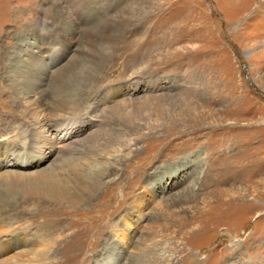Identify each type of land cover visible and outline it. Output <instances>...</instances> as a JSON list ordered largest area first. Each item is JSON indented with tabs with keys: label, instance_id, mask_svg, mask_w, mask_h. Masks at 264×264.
Returning <instances> with one entry per match:
<instances>
[{
	"label": "rangeland",
	"instance_id": "374dc122",
	"mask_svg": "<svg viewBox=\"0 0 264 264\" xmlns=\"http://www.w3.org/2000/svg\"><path fill=\"white\" fill-rule=\"evenodd\" d=\"M66 1L74 13L79 1ZM89 1L96 15L78 29L116 30L98 75L75 63L85 45L55 0H0V140L21 128L28 150L0 171L22 175L0 179V264H264V0ZM20 47L76 66L18 95L7 65ZM54 89L83 94V106L68 146L41 161L55 146L32 153L28 109L61 135L46 109ZM108 157L109 178L78 188L76 171L104 177L90 169ZM38 173L82 200H51L41 183L32 192Z\"/></svg>",
	"mask_w": 264,
	"mask_h": 264
},
{
	"label": "bare ground",
	"instance_id": "6f19581e",
	"mask_svg": "<svg viewBox=\"0 0 264 264\" xmlns=\"http://www.w3.org/2000/svg\"><path fill=\"white\" fill-rule=\"evenodd\" d=\"M73 1L75 0H70L69 2L72 3ZM78 1L79 2L75 6L76 11L72 13L70 6L66 3L67 2L66 0H55L54 9H55L56 17L58 20L62 22L63 26L65 27V32H68V34H71L73 32L72 33L73 35L74 31H78L76 32V34L82 37V42L85 45L84 48H82L84 52L75 56V59L77 58L75 63H78V61L80 65H84L86 63L87 67L90 69V74L98 75L100 73V70L102 69V63L105 60V58L103 57L102 51L106 47L111 48L114 46L115 41H116V34H115L116 30L113 29L114 24H112V22L104 21V22L97 23L98 25L94 29H92L93 24L92 25L89 24L88 27L84 29V31H80L78 29L79 25L86 23L88 21V18H92V15H96V14L91 10V8L94 7L91 4L92 2H90L89 0H78ZM96 3L102 4L103 2L96 1ZM80 4L83 5L84 7L83 13L79 9ZM263 7L264 5L262 4L257 8V10L259 9L258 11L263 12V10H261L263 9ZM118 22H114V23L116 24ZM67 49L70 52H72L70 47H68ZM24 51L25 50H23L20 47L17 58L9 61L7 65L8 82L10 86H12L15 91H17L18 95L23 93V89H24L23 84H27L31 80L39 79L41 77V73L48 75L50 73L57 72L56 74L58 75V78L60 79V77L62 78L65 73H67L73 67L76 66V64L73 61L72 63L64 67V69L59 70V68H61V66L64 64L63 63L64 61L61 62L62 64L60 65L58 64L59 66H55V62L57 60H54L56 58L55 56H53L54 54H50L47 58L41 57L38 60H35L34 58L29 59L27 58V56H25L26 54L29 55L31 53L29 52L28 49L27 51L25 52ZM92 51L94 54H91ZM72 56L73 55H70L67 58V60H69ZM84 80L85 78L81 82L83 83ZM81 82L80 84H82ZM2 88H3L2 82L0 80V89ZM59 93L60 92H58L57 89H54V92L52 91L51 93L52 95L49 97V99H46L47 100L46 109L48 110V113L50 114L51 117L55 116L59 118L60 121L57 124H55L56 127L54 129L56 131V128L58 126L63 127L62 129L63 132L61 135L56 136V133H55L54 135L52 134V135L47 136L45 134V131L48 130V133H49L50 129L47 127V122L42 121L41 112L40 111L38 112L37 110H35L36 106H34L33 109H28V111L31 114V118H32L31 120L34 121L33 122V133L35 134V136H38V140L34 144L31 143L32 153L40 154L39 151H41V148L47 144H53L55 146V147L53 146L48 147L47 151H45L44 153L42 152L43 156L42 158H40L41 161L47 160L51 154L55 153L57 150L59 151V150L65 149L68 146L70 140L73 137V134L75 133L74 131L75 129L72 126H70L71 125L70 122L74 121L77 118L74 116L78 115L81 107L83 106L82 102L76 100V97H78V100H80L83 94L76 95L72 91H69L64 97H62V96H59ZM85 94L87 96L86 99H89V94L86 92ZM36 95H38L39 97H37ZM44 95H46V93L40 94L36 92L34 94L35 103H41V101L39 102L37 99L45 98L46 96L43 97ZM58 128H57V131H58ZM2 131L4 132L3 129H0V133ZM26 135L27 134H25V131L21 130V128L14 129L13 131L9 133H6V132L4 133L3 138L0 140V171L3 167H7L11 164H20L19 162L13 161L14 157L18 158L21 155L24 156L26 153H28V150H25L23 147L26 144L25 143ZM35 146L38 147L37 153L35 152ZM115 159L116 160H113L108 157L106 159L107 160L106 162L103 161V159L102 160L93 159V162L95 163V165H94V168L90 169V171H93L90 174V176H92L93 174H96V168H99V167H100V170H102L100 174L104 175V177L101 176V178L99 176L92 177L94 178L93 181H91V179L88 176L89 173L86 172L85 169L83 168L78 169L74 176V179L76 180V183H77L76 184L77 187L80 189H83V191L84 190L91 191L95 188L93 186L97 185L98 183H102L103 181L108 179L109 178L108 175L110 173L108 172V167L113 166V165L114 166L118 165V159L117 158ZM101 164H104V165L101 167ZM66 171L68 172V170ZM44 175L45 174L43 173H38L33 178L29 179V184H30L29 188L32 192H34L36 188H39V186H41L40 185L41 183L43 184L42 185L43 191L49 194V197L51 200L56 199L59 201L60 199L61 201H66L70 203H77L78 201L82 200L83 198L82 192L81 193H77V192L71 193L70 191H68V189L62 186L60 187L58 185H52L49 183L51 177L50 176L47 177ZM19 176H22V175L17 171H14V172L9 171L7 173H0V179H14V178H18ZM57 176L58 174L56 176L54 175V177H57ZM123 198H124V195H123ZM59 203L61 202L59 201ZM93 224L91 226L95 225Z\"/></svg>",
	"mask_w": 264,
	"mask_h": 264
}]
</instances>
